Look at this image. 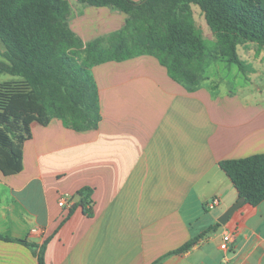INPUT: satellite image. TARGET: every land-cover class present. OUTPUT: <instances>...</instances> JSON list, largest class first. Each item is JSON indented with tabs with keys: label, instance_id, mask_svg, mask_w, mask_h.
Returning a JSON list of instances; mask_svg holds the SVG:
<instances>
[{
	"label": "crops",
	"instance_id": "0c3cea01",
	"mask_svg": "<svg viewBox=\"0 0 264 264\" xmlns=\"http://www.w3.org/2000/svg\"><path fill=\"white\" fill-rule=\"evenodd\" d=\"M66 1L68 26L84 44L107 42L124 26V13ZM204 26L203 38L214 41ZM237 54L252 72L219 57L195 86L150 55L92 66L97 128L31 123L22 170L0 171V234L43 245L45 264H264V200L217 222L238 200L219 163L264 154V51L245 43ZM83 188L90 215L76 194ZM63 196L71 214L58 206ZM225 232L233 242L222 250ZM0 264L38 262L32 247L0 240Z\"/></svg>",
	"mask_w": 264,
	"mask_h": 264
},
{
	"label": "trees",
	"instance_id": "16d2710c",
	"mask_svg": "<svg viewBox=\"0 0 264 264\" xmlns=\"http://www.w3.org/2000/svg\"><path fill=\"white\" fill-rule=\"evenodd\" d=\"M126 15L124 26L107 42L84 44L68 26L66 0H0V44L4 48L0 74L13 77L0 83V171L22 170L23 144L29 126H46L51 119L76 132L95 129L100 121L98 90L91 67L138 55L155 57L174 80L197 85L209 64L219 57L242 73L252 67L237 47L254 43L264 51V0H78ZM197 6L210 29L209 46L194 25L190 6ZM106 43V44H105ZM238 199L256 206L264 200V154L219 163ZM80 207L90 215L91 190L77 191ZM75 207H71L69 214ZM196 239L180 247L189 250ZM0 240L32 247L38 264H45L43 245L28 244L0 234Z\"/></svg>",
	"mask_w": 264,
	"mask_h": 264
},
{
	"label": "built area",
	"instance_id": "2783aa9c",
	"mask_svg": "<svg viewBox=\"0 0 264 264\" xmlns=\"http://www.w3.org/2000/svg\"><path fill=\"white\" fill-rule=\"evenodd\" d=\"M218 204L217 199H213L211 201V206H216ZM58 206L61 208H70L71 207V199L69 197L63 196L59 199ZM33 234H41L38 229H32L31 231ZM233 242V236L230 232H225L222 235L220 248L222 250H227L229 245Z\"/></svg>",
	"mask_w": 264,
	"mask_h": 264
},
{
	"label": "rangeland",
	"instance_id": "374dc122",
	"mask_svg": "<svg viewBox=\"0 0 264 264\" xmlns=\"http://www.w3.org/2000/svg\"><path fill=\"white\" fill-rule=\"evenodd\" d=\"M193 8H194V11H196V13H194V19H195V22H196L195 25H196L197 29H199V31H200L201 27H202L204 29V32L207 31L205 26H204V25H206L205 20H204L202 14H201L199 8L197 6H193ZM206 27H207V29H209L207 25H206ZM205 39H206V41H207L209 46L213 45V43H214L213 39H209V38H205ZM253 50H255V48ZM3 52H4V48L0 44V59H2V60H3V58H2V53ZM244 52H246V51H244ZM9 80H12V78L7 76V75L0 74V83H3L5 81H9Z\"/></svg>",
	"mask_w": 264,
	"mask_h": 264
},
{
	"label": "water",
	"instance_id": "95a60500",
	"mask_svg": "<svg viewBox=\"0 0 264 264\" xmlns=\"http://www.w3.org/2000/svg\"><path fill=\"white\" fill-rule=\"evenodd\" d=\"M245 203V198H239L232 206H230L217 220V222L224 226L233 214Z\"/></svg>",
	"mask_w": 264,
	"mask_h": 264
}]
</instances>
